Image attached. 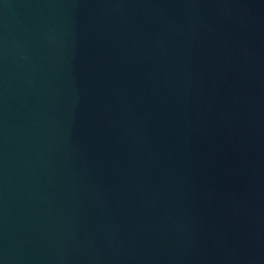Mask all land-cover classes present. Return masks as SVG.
<instances>
[{"label":"water","instance_id":"1","mask_svg":"<svg viewBox=\"0 0 264 264\" xmlns=\"http://www.w3.org/2000/svg\"><path fill=\"white\" fill-rule=\"evenodd\" d=\"M0 264H264V0H0Z\"/></svg>","mask_w":264,"mask_h":264}]
</instances>
